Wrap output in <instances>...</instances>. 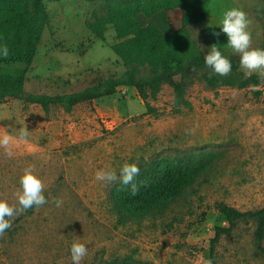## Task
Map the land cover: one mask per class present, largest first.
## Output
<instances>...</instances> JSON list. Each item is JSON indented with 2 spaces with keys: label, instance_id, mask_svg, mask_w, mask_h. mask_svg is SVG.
Listing matches in <instances>:
<instances>
[{
  "label": "rangeland",
  "instance_id": "374dc122",
  "mask_svg": "<svg viewBox=\"0 0 264 264\" xmlns=\"http://www.w3.org/2000/svg\"><path fill=\"white\" fill-rule=\"evenodd\" d=\"M109 1L132 0H43L47 22L38 32L33 58H51L48 68L59 60L75 66L79 48L95 38L109 46L120 41L107 18ZM200 1L205 17L187 28L204 56L213 44L227 58L236 54L226 45L225 34L213 35L220 31L223 13L234 7L250 20L252 47L264 49V0ZM14 18L0 12V47L9 49L7 58L0 54V74L24 70L25 82L14 96L0 94V134L18 137L26 127L29 135L26 142L14 144L11 158L0 148V199L18 206L15 192L23 169L34 166L48 202L11 221L12 227L0 237V264H72L70 247L77 239L88 248L81 264H209L214 227L227 225L214 202L242 211L264 206V103L253 96L252 88L239 85L244 76L232 79L200 69L184 76L186 86L179 94L166 82L155 93L149 85V110L129 86L95 98V107L91 102L66 109L59 102L61 94L95 87L121 75L125 67L111 60L81 75L37 76L33 58L19 61L22 41L6 25ZM147 20L169 32L179 27L180 11L167 10ZM112 54L95 41L81 62ZM238 69L243 73L240 65ZM139 70V79L149 72ZM259 88L264 91V77ZM125 163L140 167L135 180L165 169L167 163L188 170L190 177L178 195L143 214H124L116 193L128 186L119 179L112 184L97 181L95 173L111 170L119 177ZM57 199L63 201L61 207L54 203ZM254 230L253 219L236 221L216 242L215 264H264V236L261 251Z\"/></svg>",
  "mask_w": 264,
  "mask_h": 264
},
{
  "label": "trees",
  "instance_id": "16d2710c",
  "mask_svg": "<svg viewBox=\"0 0 264 264\" xmlns=\"http://www.w3.org/2000/svg\"><path fill=\"white\" fill-rule=\"evenodd\" d=\"M106 9L116 38L120 40L110 45V48L121 58L125 69L119 77H110L95 87L61 94L59 102L66 109L80 102H90L102 95H112L118 86H129L135 88L149 110L150 105L146 101L147 86L150 85L151 92L155 93L161 82H166L179 94L186 86L183 79L186 74H197L200 69H211L206 66L204 55L202 51L197 50L187 28L205 17L200 0H132L127 3L109 1ZM171 9L180 11L181 21L179 27L172 31L165 32L156 23L147 20L153 15ZM0 12L15 15V20L7 19L6 25L13 28L22 41L19 61L32 60L33 45L37 41L38 32L47 22L43 0H0ZM92 25L89 28L97 31L96 26ZM228 59L232 63L229 76L232 79L235 75L239 78L244 76L238 69L239 56L230 54ZM140 67L149 68L143 79L136 77ZM175 74H179V79L173 78ZM261 78L257 74L250 78L244 76L239 85L252 88L253 96L264 103V91L259 88ZM24 82V70H18L14 75L0 74V94L14 96L22 90ZM189 177L188 170L167 163L165 169L158 168L135 180L140 186L135 196L131 195L128 186L117 191L116 199L124 214L140 215L162 200L178 195L189 181ZM214 208L223 216L227 225L214 227V235L209 239V264H215V245L219 237L230 232L239 219L251 218L255 221V241L257 248L263 251L261 241L264 236V206L242 211L224 201H215ZM201 218H204V212H201Z\"/></svg>",
  "mask_w": 264,
  "mask_h": 264
},
{
  "label": "clouds",
  "instance_id": "9594fccd",
  "mask_svg": "<svg viewBox=\"0 0 264 264\" xmlns=\"http://www.w3.org/2000/svg\"><path fill=\"white\" fill-rule=\"evenodd\" d=\"M250 20L247 14L239 8L226 10L219 22L220 31L213 35L219 37L221 33L227 37V46L239 55V65L245 77L250 78L254 73L264 77V49L252 47V34L249 31ZM0 54L5 58L9 55L7 45L0 47ZM206 66L221 77L228 76L232 71L231 61L225 57L217 44L210 47L208 53L204 56ZM29 132L27 128H22L18 137H13L8 133L0 134V148L4 149L5 155L11 158L13 156V146L18 141H27ZM140 167L136 163H125L120 169V175L111 170H98L95 173V179L100 182L112 184L119 179L124 186H130L131 195L135 196L140 186L135 178L140 175ZM20 190L15 192L18 201L17 205H10L6 200L0 199V237L12 227L11 221L30 208H39L48 201L44 196L45 185L41 178L36 175L34 166H28L23 169L20 177ZM57 207H61L63 201L55 200ZM88 253L85 243L78 239L74 240L70 247L72 264H81V261Z\"/></svg>",
  "mask_w": 264,
  "mask_h": 264
},
{
  "label": "crops",
  "instance_id": "0c3cea01",
  "mask_svg": "<svg viewBox=\"0 0 264 264\" xmlns=\"http://www.w3.org/2000/svg\"><path fill=\"white\" fill-rule=\"evenodd\" d=\"M95 41H97V43H99L101 47H102L103 44H105L108 49L112 50L107 43H105L104 41H102V39L95 38L93 41H91L89 43V45L85 49L79 48L80 51H81V53H80V55H81L80 56V61L79 62L76 61L74 63L75 66H71L72 64H70V62L65 63L66 61L59 60V61H57L58 63H55V66L54 67L48 68L47 67L48 66V63L52 59L51 58L50 59L47 58L45 61H40V60H38L39 58L36 57V56L33 58V61L31 62V64H33L32 66L35 67V71H36L35 73L37 74V76H41L42 78H48V77H51V76H57V77H65V76H67L68 77L70 75L72 76V74H74V75H81V73H87V71L88 72L89 71H94L98 67H101V66L106 65L108 63V61H111V60L114 63L116 62L118 64H122L123 65L121 58L117 54H115V52L113 50H112V52L115 55L112 54L110 57H106V58H102V59H96V58L89 59V58H87V59H85L84 61L81 62V57L83 55H85V53L87 52V50L92 47V45L94 44ZM78 46L79 45H77L72 50L70 49L69 51H65V52L73 51L74 49H77ZM36 60H38V61L36 62ZM41 60H43V59H41ZM55 60H57V59H55ZM34 63H38V64H34ZM71 63H73V62H71ZM106 66H108V65H106ZM30 69H29V72H30ZM121 74H122V72H121ZM119 76H120V74H117V75L113 76L112 78H116V77H119ZM123 87H125V86H118L116 88V90H117L116 93H118V90L120 88H123ZM95 101H96V99H93L90 102H80V103L75 104L74 106L76 107V106H80L82 104H84L85 106H88L92 102L91 104L93 105V107H95V104H96ZM95 111H99V110H97V108H96ZM98 113H99V115H101L100 114V111Z\"/></svg>",
  "mask_w": 264,
  "mask_h": 264
}]
</instances>
